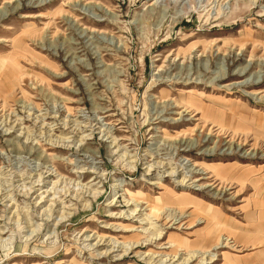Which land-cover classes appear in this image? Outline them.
<instances>
[{"label": "rangeland", "instance_id": "1", "mask_svg": "<svg viewBox=\"0 0 264 264\" xmlns=\"http://www.w3.org/2000/svg\"><path fill=\"white\" fill-rule=\"evenodd\" d=\"M0 264H264V0H0Z\"/></svg>", "mask_w": 264, "mask_h": 264}, {"label": "bare ground", "instance_id": "2", "mask_svg": "<svg viewBox=\"0 0 264 264\" xmlns=\"http://www.w3.org/2000/svg\"><path fill=\"white\" fill-rule=\"evenodd\" d=\"M152 167V166H151ZM171 175H172V173H170ZM183 182H185L184 180H183ZM196 181H194L193 183H195ZM125 250H127L128 251V249L126 248ZM192 257H194V255H192V256H190V258H192Z\"/></svg>", "mask_w": 264, "mask_h": 264}]
</instances>
